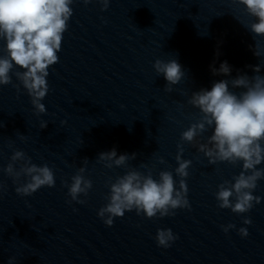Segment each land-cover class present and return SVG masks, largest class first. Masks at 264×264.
Listing matches in <instances>:
<instances>
[{"label":"clouds","instance_id":"9594fccd","mask_svg":"<svg viewBox=\"0 0 264 264\" xmlns=\"http://www.w3.org/2000/svg\"><path fill=\"white\" fill-rule=\"evenodd\" d=\"M77 0H0V87L13 84V76L18 83L13 87L20 92L21 87L30 97V103L36 116L47 114L42 103L49 92L47 77L49 68L59 62L58 53L62 49L63 34L68 30L73 16L72 5ZM85 5L99 3L101 11H106L111 0H79ZM243 6L250 21L245 25L255 36H264V0H230ZM253 53L261 57L260 44L255 42ZM255 75L241 74L233 79L219 80L210 90L201 89L193 92L187 103L199 110L198 118L182 131L177 143L175 160L177 167L173 171L161 170L154 178L153 169L146 164L142 172L128 167V162L136 158V153L120 154L113 148L101 152L97 163L105 168L126 167L125 174L111 177L106 181L109 192L107 203L99 208L97 216L106 226L111 227L115 218H122L125 212L135 210L137 215L147 219H160L174 216L177 209H189L187 178L192 166L191 159H184V145L190 144L207 158L209 164L227 163L240 166L239 174L231 180H224L217 185L214 193L219 209H230L240 216L250 212L261 203L262 197L254 195L258 182L264 180V76L260 75L261 65L251 66ZM153 68L157 75H163L167 81L165 91H173V85L180 83L186 74L175 60L156 59ZM213 75H231V66L224 61L219 69L210 66ZM231 89H243L235 92ZM66 123V121L61 122ZM48 121H40V129H45ZM4 127L0 121V128ZM211 129V135L204 142L203 137ZM21 140L26 137L20 134ZM9 148L13 144L9 143ZM88 160L71 176V183L63 181L68 188V203H87L93 182L86 177ZM158 164H165L163 157ZM0 173L8 176L16 185L15 191L21 197L31 196L42 187H55V173L47 163L37 165L23 150L13 148L6 167H0ZM178 183V187H177ZM0 182V195L4 191ZM75 211V209H74ZM242 223L251 225V218L245 216ZM228 233L236 225H222ZM242 238L249 235L247 227L237 229ZM178 237L170 228L157 229V246L167 249ZM16 257L10 256L7 264H15Z\"/></svg>","mask_w":264,"mask_h":264}]
</instances>
